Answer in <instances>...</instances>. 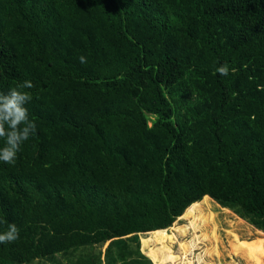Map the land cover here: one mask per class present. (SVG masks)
Here are the masks:
<instances>
[{
    "label": "trees",
    "instance_id": "trees-1",
    "mask_svg": "<svg viewBox=\"0 0 264 264\" xmlns=\"http://www.w3.org/2000/svg\"><path fill=\"white\" fill-rule=\"evenodd\" d=\"M24 81L0 264H123L205 198L264 231V0H0V92Z\"/></svg>",
    "mask_w": 264,
    "mask_h": 264
},
{
    "label": "rangeland",
    "instance_id": "rangeland-1",
    "mask_svg": "<svg viewBox=\"0 0 264 264\" xmlns=\"http://www.w3.org/2000/svg\"><path fill=\"white\" fill-rule=\"evenodd\" d=\"M187 209L169 227L138 234L140 255L123 264H264V231L208 198Z\"/></svg>",
    "mask_w": 264,
    "mask_h": 264
},
{
    "label": "clouds",
    "instance_id": "clouds-1",
    "mask_svg": "<svg viewBox=\"0 0 264 264\" xmlns=\"http://www.w3.org/2000/svg\"><path fill=\"white\" fill-rule=\"evenodd\" d=\"M80 62L86 58L81 56ZM221 75L228 74L227 66L217 68ZM31 81H24L19 88H11L7 93L0 92V139L4 146L0 147V161L8 164L15 163L21 146L36 133V124L29 118V111L25 107L32 97L29 92L20 89H31ZM19 239V229L11 224L6 232L0 233V244L15 242Z\"/></svg>",
    "mask_w": 264,
    "mask_h": 264
}]
</instances>
